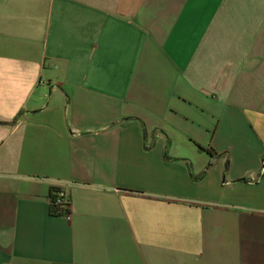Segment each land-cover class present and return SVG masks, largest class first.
<instances>
[{
	"label": "crops",
	"instance_id": "obj_1",
	"mask_svg": "<svg viewBox=\"0 0 264 264\" xmlns=\"http://www.w3.org/2000/svg\"><path fill=\"white\" fill-rule=\"evenodd\" d=\"M0 264H264V0H0Z\"/></svg>",
	"mask_w": 264,
	"mask_h": 264
},
{
	"label": "trees",
	"instance_id": "obj_2",
	"mask_svg": "<svg viewBox=\"0 0 264 264\" xmlns=\"http://www.w3.org/2000/svg\"><path fill=\"white\" fill-rule=\"evenodd\" d=\"M8 124V123H3ZM212 155H214L212 153ZM63 189L54 188L50 194V214L53 217H67L71 210L63 203Z\"/></svg>",
	"mask_w": 264,
	"mask_h": 264
},
{
	"label": "built area",
	"instance_id": "obj_3",
	"mask_svg": "<svg viewBox=\"0 0 264 264\" xmlns=\"http://www.w3.org/2000/svg\"><path fill=\"white\" fill-rule=\"evenodd\" d=\"M62 197L63 203L67 206V209L71 210V199L69 194L65 190H63Z\"/></svg>",
	"mask_w": 264,
	"mask_h": 264
}]
</instances>
